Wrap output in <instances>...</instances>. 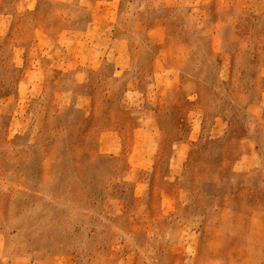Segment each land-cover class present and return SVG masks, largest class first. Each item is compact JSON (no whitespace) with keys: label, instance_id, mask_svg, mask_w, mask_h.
<instances>
[{"label":"rangeland","instance_id":"374dc122","mask_svg":"<svg viewBox=\"0 0 264 264\" xmlns=\"http://www.w3.org/2000/svg\"><path fill=\"white\" fill-rule=\"evenodd\" d=\"M0 264H264V0H0Z\"/></svg>","mask_w":264,"mask_h":264}]
</instances>
